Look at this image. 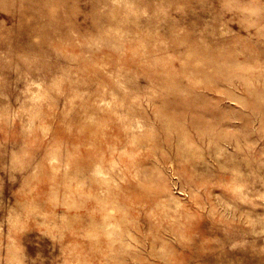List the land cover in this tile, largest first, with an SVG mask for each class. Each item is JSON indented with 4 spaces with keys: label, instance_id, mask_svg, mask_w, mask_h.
Masks as SVG:
<instances>
[{
    "label": "rangeland",
    "instance_id": "obj_1",
    "mask_svg": "<svg viewBox=\"0 0 264 264\" xmlns=\"http://www.w3.org/2000/svg\"><path fill=\"white\" fill-rule=\"evenodd\" d=\"M0 264H264V0H0Z\"/></svg>",
    "mask_w": 264,
    "mask_h": 264
},
{
    "label": "bare ground",
    "instance_id": "obj_2",
    "mask_svg": "<svg viewBox=\"0 0 264 264\" xmlns=\"http://www.w3.org/2000/svg\"><path fill=\"white\" fill-rule=\"evenodd\" d=\"M131 5V4H130ZM131 9V8H130ZM126 17V16H125Z\"/></svg>",
    "mask_w": 264,
    "mask_h": 264
}]
</instances>
